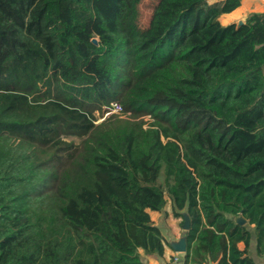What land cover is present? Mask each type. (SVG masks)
<instances>
[{"label": "trees", "instance_id": "trees-1", "mask_svg": "<svg viewBox=\"0 0 264 264\" xmlns=\"http://www.w3.org/2000/svg\"><path fill=\"white\" fill-rule=\"evenodd\" d=\"M140 1L0 0V264H145L167 204L182 264L264 255V11Z\"/></svg>", "mask_w": 264, "mask_h": 264}, {"label": "crops", "instance_id": "crops-1", "mask_svg": "<svg viewBox=\"0 0 264 264\" xmlns=\"http://www.w3.org/2000/svg\"><path fill=\"white\" fill-rule=\"evenodd\" d=\"M206 1L208 3H215L222 0ZM262 11H264V0H240V5L233 11L222 14L219 17V21L223 25L231 23H244L246 17L249 14ZM151 213H154L158 216V221L154 222V224L160 227V231L164 238V250L162 256L149 258L148 261L153 264H182L184 251L180 252V243L182 241V238H179V236L182 237L183 232L182 230L178 231L176 228H174L173 223L170 222V220L180 221V219L174 218L172 216L168 204L161 212L150 211V214ZM160 215H163L165 217V222L164 220L162 221L159 219ZM254 241V236L252 235L248 245V253L256 264H264V255L258 256L256 254ZM237 246L238 248L242 249L244 247V244L242 242H239ZM174 258L176 259V261H173ZM216 260L217 258L215 256L211 258L208 264H216Z\"/></svg>", "mask_w": 264, "mask_h": 264}, {"label": "rangeland", "instance_id": "rangeland-1", "mask_svg": "<svg viewBox=\"0 0 264 264\" xmlns=\"http://www.w3.org/2000/svg\"><path fill=\"white\" fill-rule=\"evenodd\" d=\"M157 1L158 0H141L140 1L139 5H138V11H139V25L141 27H146L148 25L152 10H153L155 4L157 3ZM119 104L121 105V107H123L121 103H119ZM103 109H104V106L102 107V110ZM114 114L118 115L119 118H127L128 117V114L124 113L123 110L120 113H114ZM114 114H111V115H114ZM94 115L96 117V121H95L96 125L100 124L103 120H105L106 118L111 116L110 115L108 117H104L103 114L101 113V111H96L94 113ZM149 117L150 116L147 115L144 117V119L149 120L150 119ZM150 218H151V221L153 222V224H154V222L158 221V216L154 213L150 214ZM159 219L162 221L164 220V222H165V217L163 215H160ZM170 222L173 223L174 228H176L178 231L182 230V232H183V229L181 226L182 224L180 223L179 220L178 221L170 220ZM179 238H182V237L179 236ZM180 252H182V251L180 250ZM141 256H142V259H143L145 264H153L150 261H148V259L149 258H156L153 256H145L142 253H141ZM173 261H176V259L174 258Z\"/></svg>", "mask_w": 264, "mask_h": 264}, {"label": "water", "instance_id": "water-1", "mask_svg": "<svg viewBox=\"0 0 264 264\" xmlns=\"http://www.w3.org/2000/svg\"><path fill=\"white\" fill-rule=\"evenodd\" d=\"M239 24H242V23H239ZM235 221L238 222V223H244L245 222V220L242 217H240V216L236 217ZM181 226H182L183 230H187L188 227H189V219H188L186 214H183V222H182ZM181 240L182 241L180 243V249H181V251H185V242H184L183 236H182Z\"/></svg>", "mask_w": 264, "mask_h": 264}, {"label": "built area", "instance_id": "built-area-1", "mask_svg": "<svg viewBox=\"0 0 264 264\" xmlns=\"http://www.w3.org/2000/svg\"><path fill=\"white\" fill-rule=\"evenodd\" d=\"M120 112H122V107L118 102H114L110 105V107L107 108L104 107V109L102 110V114L104 117H108L111 114L120 113Z\"/></svg>", "mask_w": 264, "mask_h": 264}]
</instances>
